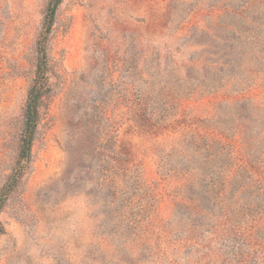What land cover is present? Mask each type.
<instances>
[{"label":"rangeland","instance_id":"obj_1","mask_svg":"<svg viewBox=\"0 0 264 264\" xmlns=\"http://www.w3.org/2000/svg\"><path fill=\"white\" fill-rule=\"evenodd\" d=\"M202 1L204 10L214 4ZM242 2L232 0L228 6L238 8ZM47 3L0 0V264H155V256L148 262L137 255L138 244L127 256L120 237L126 225L117 228L118 237L108 232L115 230L117 216L135 213L149 202L152 184L165 186L170 195L179 193L182 177L157 185L160 173L173 166L197 173L192 180L198 185L182 191L202 198L208 216L180 207L168 210L167 204L158 228L179 220L204 226L224 217L202 185L207 173L217 175L216 164L195 151L199 141L192 142L189 131L178 132L161 116L172 103L171 86L184 88L186 81L203 86L205 80L229 74L228 65L242 50L230 28L246 23L200 9L192 13L194 22L186 24L196 0H63L47 36L49 90L39 108L30 159L5 192L18 167L24 107ZM243 16L258 17V23L264 19L257 6ZM252 28L254 32L246 26L248 35L260 31ZM138 98L143 102L137 103ZM218 100H190L177 110H185L187 119H213L207 124H223L231 117L249 120L253 114L248 105L229 101L215 109ZM154 102L164 104L156 107ZM128 197L132 202L124 210ZM103 234L111 244L91 257ZM146 240L153 245L154 234Z\"/></svg>","mask_w":264,"mask_h":264},{"label":"trees","instance_id":"obj_2","mask_svg":"<svg viewBox=\"0 0 264 264\" xmlns=\"http://www.w3.org/2000/svg\"><path fill=\"white\" fill-rule=\"evenodd\" d=\"M62 1L48 0L46 6L42 32L36 43L35 77L27 92L24 107L23 125L19 138L18 167L8 177L5 192L11 191L16 179L20 176L19 169L30 159L32 142L39 121V108L49 90L47 36L51 32L56 11ZM196 2L198 4L192 6L187 14L190 16L183 23L186 21V24H191L194 22L190 23L193 11H196L195 15L201 12L200 5L204 2L202 0H196ZM231 2L232 0H214V4L209 5L206 10L202 9L209 14L213 12L215 17L219 18L226 15L238 16L246 23L239 29L230 28L233 33H236L231 39L240 42L242 50H238L239 57L233 60V64L228 65L229 74L222 73L217 81L213 80L214 82L207 83L205 80L203 86L199 82L189 81L184 82V88L180 86V89H173L179 84L171 86L172 92L168 91V95L172 103L163 109L164 113L161 116L162 123L179 128L178 132L189 131L193 137L191 141H199L195 151H202L207 161L216 164L213 168L215 171L217 169V175L207 173L209 176L202 179V185L205 183V196L211 198L214 207L223 210L224 217L222 219L217 217L204 226L197 224L196 221L189 224L179 220L174 225L167 221L158 228L159 214L160 219L165 217L163 211L167 204H169L168 210L180 207L194 210V215L208 216L205 209L201 207L202 198L187 197L182 191L186 189L188 191L190 186L198 185L194 181L197 173L194 172L193 175L194 170L186 166L183 168L166 166L168 169L160 173V182L157 185H165L172 178L177 180L182 177L183 180L178 182L177 187L179 193L170 195L166 192L165 186L156 187L152 184L149 202L142 204L135 213L129 212L127 216L123 214L117 216L115 218L117 227L108 232L118 237L117 228H120V224L126 225L123 226L124 231L120 232V237L123 239V250L127 256L130 255L133 246L138 244L141 249L137 255L148 262V257L155 256V264H264V19L258 23L256 22L258 17L243 16L255 6L264 15V0H243L238 8L228 6ZM215 23V26H220L219 22ZM246 26L249 31L255 29L252 28L253 26H258L260 31L257 34L248 35ZM224 50L228 49L224 48ZM214 65L216 66L217 62H214ZM209 67H212L211 64ZM202 70L205 71L204 68ZM213 96L219 98L215 109L227 101L232 105L241 104L243 107L248 105L253 112L251 114L253 118L250 116L249 119L252 123L250 124L249 120L231 117L222 121L223 124L214 121L212 124H207L213 119L199 117L187 119L186 116L183 117L185 110L183 114L177 110L179 104ZM136 101L142 103L143 98H138ZM154 103L156 107L159 105L157 102ZM163 104L159 106L162 107ZM259 113L262 114L261 118L258 117ZM215 114L217 115L216 112ZM245 122L249 123L250 132H247L249 129ZM199 154L202 155L201 152ZM134 184L140 186L137 181ZM145 196L142 194L141 200H144ZM177 197L178 203L174 201ZM126 200L124 210L132 202L130 197ZM152 234L155 240L150 246L146 238ZM109 237L104 234L99 237L100 241L97 245L100 248L91 251V257L99 250L104 253L103 250L111 244ZM112 247L117 252H121L117 246ZM181 252H183L182 255ZM224 252L226 253L223 254Z\"/></svg>","mask_w":264,"mask_h":264}]
</instances>
